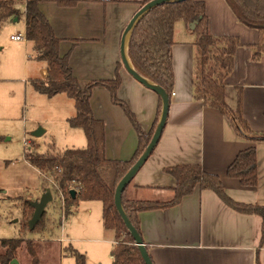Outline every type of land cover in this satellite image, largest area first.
<instances>
[{
  "label": "crops",
  "instance_id": "crops-1",
  "mask_svg": "<svg viewBox=\"0 0 264 264\" xmlns=\"http://www.w3.org/2000/svg\"><path fill=\"white\" fill-rule=\"evenodd\" d=\"M22 1L26 10V0L19 2ZM59 1L41 0L39 8L61 39L60 53H70L71 67L81 85L113 79L121 63L122 83L118 93L130 106L144 133L151 132L158 118L160 96L135 79L124 67L121 58L124 30L144 5L143 0H70L74 2L72 4H61ZM203 1L206 3L210 32L214 36H233L240 40L234 55V68L225 77V99L233 110H237L241 103L243 116L251 128L256 132H264V54L259 60L254 59L262 37L260 30L242 23L226 0ZM15 18L4 26L20 20V17ZM19 34L24 38H11ZM11 36L13 46L10 49L13 51L8 58L9 64L11 69H16V59L20 64L24 63V77L21 81L27 83L28 74L31 79V85L25 87L26 93H39L47 97L48 101H64L61 103L60 118L65 122L66 146L61 152L69 148H85L88 140L84 129L73 127L69 122L76 115L74 99L66 93L49 97L37 91L32 84V80L46 78L44 72L47 74L48 66L46 61L36 58L34 42L26 38V21L25 33H14ZM196 39L192 23L176 22L175 43L172 47L175 74L172 92L175 95H171L170 111L160 141L129 184L127 197L140 201L168 202L175 196L176 179L166 168L177 164H200L204 170L221 177L228 195L235 201L264 205V141H252L238 136L229 119L220 110L194 98ZM1 44L4 43H0V55H4L7 45ZM29 62L33 66L31 71ZM9 78L0 64V133L11 134L10 126L4 124L15 121V114L6 108L5 98L12 89L6 84L12 81ZM91 105L95 118L103 120L105 124L107 158L131 159L138 148L139 135L128 116L111 103L106 87L96 86L93 89ZM48 130L45 129V133ZM26 139L24 137L23 141ZM2 141L3 138H0ZM251 146L256 147L258 184L243 186L239 179L229 177L227 171L238 153ZM0 168L2 194L10 192L12 188L19 192L25 186H33L36 194L40 190L41 171L24 154L20 157L2 155ZM31 176L38 181L27 182ZM44 191L43 188L42 193L31 196V202L38 200ZM74 212L71 216L76 226L84 233L95 236L72 238L70 230L63 224L64 235L60 238H65V242L72 238L77 243L104 244L106 255L108 251L110 253L104 260L99 248L79 247L88 254V261L87 256L83 255L84 264H113L112 250L117 240L114 230L105 227L103 208L102 219L98 212L92 218L91 210L89 214L76 211L75 215ZM138 218L142 239L149 248L154 264H264V218L256 213L234 209L211 189L197 187L179 204L141 211ZM56 239L64 245L59 237ZM90 254L93 255L89 259ZM72 260L78 264L76 259Z\"/></svg>",
  "mask_w": 264,
  "mask_h": 264
},
{
  "label": "trees",
  "instance_id": "trees-1",
  "mask_svg": "<svg viewBox=\"0 0 264 264\" xmlns=\"http://www.w3.org/2000/svg\"><path fill=\"white\" fill-rule=\"evenodd\" d=\"M40 1L26 0V38L34 42L36 58L46 61L48 67L46 78L32 80V84L37 91L49 97L66 93L74 99L76 115L70 118L69 122L73 127L84 129L88 144L85 148H69L61 153L36 154L26 151L25 157L41 172L62 169L58 179L68 196L67 216L72 213L73 205L79 200L103 202L105 227L116 230L117 244L112 250L113 264H146L115 206L114 195L120 179L149 143L160 116L162 102L160 101L154 128L145 134L128 103L118 97V89L122 83L121 64H118L113 79L92 81L82 86L71 67L70 53L66 55L60 53L61 39L40 10ZM148 1L150 0H143L142 3ZM226 1L242 23L260 30L262 37L254 53V59L259 60L264 54V0ZM18 3L19 0H0V29L9 20L21 16ZM59 3L74 2L60 0ZM178 21H184L188 25L196 21L194 98L206 106L220 110L229 119L238 136L252 141H264V132L254 131L244 118L241 103L237 110H233L225 99V77L234 68V55L240 46V40L233 36H214L210 32L206 3L203 0L165 3L152 8L142 16L133 28L128 43V53L134 67L165 88L171 98L175 83L172 47L175 43V24ZM96 86H104L110 90L114 103L124 109L139 135L138 148L129 160L109 159L106 156L105 125L95 118L91 105L92 92ZM166 171L176 179L175 196L168 202L129 199L127 197L129 185L123 192V206L140 234L138 214L141 211L177 205L197 187L215 191L226 204L240 212L256 213L264 218V205L235 201L228 195L221 177L204 170L200 164H177L166 168ZM227 174L229 177L239 179L243 186H256L258 184L256 147L251 146L240 151L229 165ZM73 189L76 190L75 198L70 194ZM34 210L31 201H28L24 208L26 222L31 220ZM44 225L45 213L32 229ZM122 234H125V239L120 242L118 237ZM22 240V238L1 240L7 249L4 254H0V263L9 264L13 260ZM84 262L85 258L82 255L78 264ZM34 264H39L37 258Z\"/></svg>",
  "mask_w": 264,
  "mask_h": 264
},
{
  "label": "rangeland",
  "instance_id": "rangeland-1",
  "mask_svg": "<svg viewBox=\"0 0 264 264\" xmlns=\"http://www.w3.org/2000/svg\"><path fill=\"white\" fill-rule=\"evenodd\" d=\"M18 4H20L19 8H21V14L23 13L20 16V20L16 22H9L0 29V43L7 45L4 51L5 53H3L4 55H0V64L1 68L6 71L7 75H9V79L12 80L7 81L6 83L8 84V87H12V89L10 88L8 91L5 98L7 103L6 108L15 114V121L4 122V124H8V127L10 126L11 134H8V132L0 133V138H3L4 140L2 143L0 142V165L2 155L20 157L23 154L25 155L26 151L36 154L61 153L63 147L66 146L64 140L66 134L64 125L65 122L61 121L62 119L60 118L61 103H64L63 99H54L52 101H48L47 97H42L39 95V93H35L34 95H30L29 92L26 93L25 87L27 88L31 85V79H29V74L27 73L28 76H26V78L28 82L23 83L21 81V79L24 77V63L20 64L16 59L15 64L17 65V68L11 69L10 67L8 58L11 56L13 51V49H10L11 46H13L10 36L14 33H25V4L23 1L19 2ZM4 44L1 45L3 46ZM26 53L27 52H25V54ZM19 54H21V52ZM28 66L29 71H31V67L33 66L30 62ZM107 91L109 93L111 103L117 105L125 113L124 109L120 105L114 103L110 90L107 89ZM118 97L124 101V99L120 97L119 93ZM125 115L127 116L126 113ZM101 121L103 122V120ZM40 125L46 130H49L42 136H33L31 134L32 131ZM12 136L13 138L11 139L10 137ZM24 137H26L29 141L27 146H24ZM5 140L8 141L5 143ZM1 151H3L5 154H2ZM0 175H2L1 168ZM36 180L38 181L37 178L31 176L27 182L30 181L31 183H35ZM39 180L40 190L37 191V194L36 190H33V186H25L30 188L25 189L24 187L19 192L14 188L5 194L0 192V239H23L20 247L16 249L13 259H17L19 264H34L35 258L39 260V264H74V260L72 259L79 261L80 256L84 254L87 256L88 261V254L79 249V247L82 246L90 249L99 248L101 250L100 254L103 256V260L104 257H108L110 253L108 251L106 255V245L104 244L97 245L95 243L73 242L74 239L72 238L76 239L78 237H94L95 234L84 233L82 230H80V228L73 222L71 216L72 214L68 215L64 223V226L67 228V230H70L69 235L72 238L69 237L70 239L67 240V242H63L64 245H61V243L57 241L56 238H60L63 234V228L61 224L62 202L58 199L50 202L47 206L45 212V225L37 227L36 229H32L30 227V220L28 222L25 221V205L28 201H31V196L42 193L43 188L45 189L48 187V182L45 180L42 173L41 179L39 178ZM102 208L103 205L101 201L79 200L77 204L73 205L71 210H73L72 212L77 211L81 214H83L85 211L89 214L91 210L92 213L90 214L93 215L92 218H94L98 212L100 214V219H102ZM75 212L74 214L76 215ZM113 230L116 236V230ZM124 239L125 234H122L118 237V241L120 242ZM6 249L7 248L4 247L0 241V254H4ZM91 255L93 254H90L89 259L92 257ZM9 264H11V261Z\"/></svg>",
  "mask_w": 264,
  "mask_h": 264
},
{
  "label": "water",
  "instance_id": "water-1",
  "mask_svg": "<svg viewBox=\"0 0 264 264\" xmlns=\"http://www.w3.org/2000/svg\"><path fill=\"white\" fill-rule=\"evenodd\" d=\"M185 0H150L147 3H145L141 8L134 14V16L131 18L130 22L126 26L122 40H121V58L122 63L126 70L139 82L144 84L147 88L155 91L161 99L162 107L160 116L157 122V125L155 127L154 133L145 147L142 154L139 156V158L135 161V163L131 166V168L126 172V174L120 179L116 186L114 200H115V206L124 221L128 231L132 235L135 244L138 246L140 254L142 256L143 261L146 264H154L150 254L148 252V249L146 247V244L144 243L141 234L139 233L138 229L128 216L124 206H123V192L127 188V186L132 182L134 176L136 173L140 170V168L143 166V164L147 161V159L150 157L154 149L156 148L158 142L160 141V138L162 136L164 127L166 126V122L168 119L169 111H170V104H171V98L169 93L166 91L165 88L160 86L159 84H156L148 77L144 76L142 73H140L134 65L131 63L129 53H128V43L130 39L131 32L137 22L140 20L142 16H144L147 12H149L152 8L165 4V3H179L183 2ZM18 19V18H15ZM196 21L192 23V28H195ZM46 75V72H44ZM45 133V129L43 127H38L36 130L32 132V135L35 137L42 136ZM70 194L73 198L76 197V190H71ZM53 196L51 189L49 187L45 188L44 193L38 200L32 201V205L34 206V214L30 220V227L32 228L43 216V214L46 212V208L49 205L50 202H52ZM11 264H19L17 259H13L11 261Z\"/></svg>",
  "mask_w": 264,
  "mask_h": 264
},
{
  "label": "built area",
  "instance_id": "built-area-1",
  "mask_svg": "<svg viewBox=\"0 0 264 264\" xmlns=\"http://www.w3.org/2000/svg\"><path fill=\"white\" fill-rule=\"evenodd\" d=\"M12 39H22L24 38V36L22 35H12L11 36ZM172 95H175V92H172ZM25 146H27L29 144L28 139L25 140ZM62 171L61 168L58 169H54L53 171H44L41 172L43 177L45 178V180L48 182V187L51 189L52 192V196H53V201L55 200H60L62 202L61 204V211H62V217H61V224L63 225L65 222V219L68 217L67 216V200H68V196L66 195L65 191L63 190V188L60 185L58 176L59 173ZM59 240L61 242H65V238H59Z\"/></svg>",
  "mask_w": 264,
  "mask_h": 264
}]
</instances>
